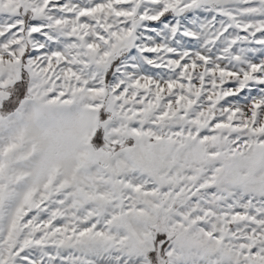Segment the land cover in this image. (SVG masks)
Here are the masks:
<instances>
[{
	"label": "snow or ice",
	"instance_id": "6c2138e0",
	"mask_svg": "<svg viewBox=\"0 0 264 264\" xmlns=\"http://www.w3.org/2000/svg\"><path fill=\"white\" fill-rule=\"evenodd\" d=\"M0 264H264V0H0Z\"/></svg>",
	"mask_w": 264,
	"mask_h": 264
}]
</instances>
